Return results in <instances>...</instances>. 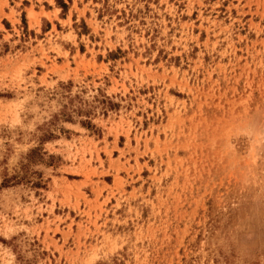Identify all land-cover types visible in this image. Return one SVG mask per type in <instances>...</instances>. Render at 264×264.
<instances>
[{
  "label": "rangeland",
  "instance_id": "374dc122",
  "mask_svg": "<svg viewBox=\"0 0 264 264\" xmlns=\"http://www.w3.org/2000/svg\"><path fill=\"white\" fill-rule=\"evenodd\" d=\"M0 264H264V0L0 1Z\"/></svg>",
  "mask_w": 264,
  "mask_h": 264
},
{
  "label": "crops",
  "instance_id": "0c3cea01",
  "mask_svg": "<svg viewBox=\"0 0 264 264\" xmlns=\"http://www.w3.org/2000/svg\"><path fill=\"white\" fill-rule=\"evenodd\" d=\"M0 1H3V0H0ZM8 2V0H6ZM31 6H27L24 8V11L27 12V10L30 8ZM34 12H40V10H35L33 9ZM43 12H45V10H43Z\"/></svg>",
  "mask_w": 264,
  "mask_h": 264
}]
</instances>
